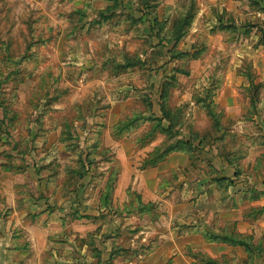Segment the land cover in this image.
<instances>
[{
	"label": "rangeland",
	"instance_id": "obj_1",
	"mask_svg": "<svg viewBox=\"0 0 264 264\" xmlns=\"http://www.w3.org/2000/svg\"><path fill=\"white\" fill-rule=\"evenodd\" d=\"M225 8L0 0V264H264V21Z\"/></svg>",
	"mask_w": 264,
	"mask_h": 264
},
{
	"label": "crops",
	"instance_id": "obj_2",
	"mask_svg": "<svg viewBox=\"0 0 264 264\" xmlns=\"http://www.w3.org/2000/svg\"><path fill=\"white\" fill-rule=\"evenodd\" d=\"M256 1V3H257V5H258V7H257V10L256 11H253V12H245V11H239L238 10V7L237 6H234V2L235 1H233V0H229L228 1V7L227 8H225L224 7V5H226L225 3H224V1L223 0H220V7L221 8H225L226 9V11H229V12H231L232 13V15H233V17H234V19L237 21V20H240L241 18H238L240 15H242L244 18H246L247 19V17H248V15H250L251 16V19H255V18H257V19H260V21H264V11H262V10H264V0L262 1V0H255ZM231 3V4H230ZM236 3V2H235ZM237 4V3H236ZM235 4V5H236ZM238 5H240V3L238 2ZM243 8H245L246 9V7H243ZM248 8V7H247ZM244 14V15H243ZM170 157V156H169ZM168 157V158H169ZM167 158V159H168ZM162 173H164V172H154V176L156 177V176H160V175H162ZM156 178H158V177H156ZM158 180H157V182H156V184L158 185ZM155 184V185H156ZM235 220V222H236V226L238 227V225H239V223H238V218L237 217H235L234 218ZM247 226H249V224H247Z\"/></svg>",
	"mask_w": 264,
	"mask_h": 264
},
{
	"label": "trees",
	"instance_id": "obj_3",
	"mask_svg": "<svg viewBox=\"0 0 264 264\" xmlns=\"http://www.w3.org/2000/svg\"><path fill=\"white\" fill-rule=\"evenodd\" d=\"M158 124H160L159 121H158ZM172 148H174V147H172ZM173 150H175V149H172L171 151H173Z\"/></svg>",
	"mask_w": 264,
	"mask_h": 264
}]
</instances>
